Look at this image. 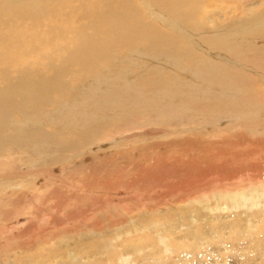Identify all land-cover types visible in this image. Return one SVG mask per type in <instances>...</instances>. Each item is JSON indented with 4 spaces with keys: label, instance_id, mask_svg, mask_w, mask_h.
Listing matches in <instances>:
<instances>
[{
    "label": "bare ground",
    "instance_id": "1",
    "mask_svg": "<svg viewBox=\"0 0 264 264\" xmlns=\"http://www.w3.org/2000/svg\"><path fill=\"white\" fill-rule=\"evenodd\" d=\"M250 242L264 0H0V264H217Z\"/></svg>",
    "mask_w": 264,
    "mask_h": 264
},
{
    "label": "rangeland",
    "instance_id": "2",
    "mask_svg": "<svg viewBox=\"0 0 264 264\" xmlns=\"http://www.w3.org/2000/svg\"><path fill=\"white\" fill-rule=\"evenodd\" d=\"M72 182V184H74L75 182H73V181H71ZM71 184V183H70ZM39 195L41 196L42 194L41 193H39ZM39 196V197H40ZM39 197H37V198H35V199H40ZM27 212H29V210L26 208L25 209V212H23L22 213V215H21V217L20 218H26V217H30L31 215L30 214H32V213H27ZM43 215V216H42ZM44 216H45V218H44ZM41 217H43V220H45V219H47V217H46V215H44V214H40V215H38V219L39 218H41ZM42 219V218H41ZM48 220V219H47ZM79 220H80V218H79ZM79 220H77L76 219V221H79ZM81 221V220H80ZM80 223V222H79ZM18 227L20 228L21 226L20 225H18ZM234 243H235V240H234ZM237 243V242H236ZM250 245H251V247H250ZM256 243H254V242H250V243H248V245H247V248H248V251L250 250V252L248 253L247 252V249H245L244 250V252H242V249H241V252L240 253H238V254H234V252L232 251V250H226L225 251V253L226 254H228V255H232L228 260L227 259H223V261H225V260H227L226 261V263L224 262L223 263V261L221 260V261H217L218 263L217 264H264V249L262 250V249H260V248H262V247H264V246H262V245H259V247H257L256 248ZM253 250H252V249ZM262 250V251H261ZM258 251H260V252H258ZM165 252V251H164ZM261 252H262V254H261ZM254 255V258H252V259H254V260H252L251 259V257H247V255L249 256V255ZM261 257H259L258 255ZM235 255V256H234ZM238 255V256H237ZM165 256H167V257H170V258H175V257H177V253H172L171 254V252H165ZM242 256V257H241ZM261 259H259V258ZM233 258V259H232ZM263 259V260H262ZM258 260L260 261V262H258ZM228 261H229V263H228ZM120 264H125L124 262H122V263H120ZM128 264V263H127ZM133 264H136V263H133Z\"/></svg>",
    "mask_w": 264,
    "mask_h": 264
}]
</instances>
